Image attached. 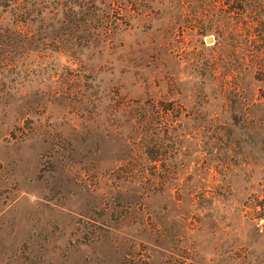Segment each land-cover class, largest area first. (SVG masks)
<instances>
[{"label": "rangeland", "instance_id": "1", "mask_svg": "<svg viewBox=\"0 0 264 264\" xmlns=\"http://www.w3.org/2000/svg\"><path fill=\"white\" fill-rule=\"evenodd\" d=\"M256 51L264 0H0V264H264Z\"/></svg>", "mask_w": 264, "mask_h": 264}, {"label": "trees", "instance_id": "2", "mask_svg": "<svg viewBox=\"0 0 264 264\" xmlns=\"http://www.w3.org/2000/svg\"><path fill=\"white\" fill-rule=\"evenodd\" d=\"M261 59H264V53H261L260 51H256L255 53L253 52V54L251 55V61H252L251 66L253 69L260 68L259 70H261L264 74V66L263 64L261 66ZM240 93H242V91H240L239 89V92H237V94L241 95ZM259 206L261 207L262 210V216H264V201Z\"/></svg>", "mask_w": 264, "mask_h": 264}]
</instances>
